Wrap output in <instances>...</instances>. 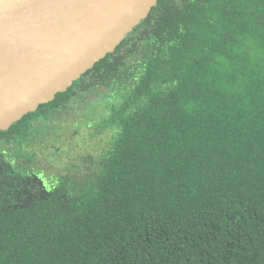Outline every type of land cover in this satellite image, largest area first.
Here are the masks:
<instances>
[{"label": "trees", "instance_id": "trees-1", "mask_svg": "<svg viewBox=\"0 0 264 264\" xmlns=\"http://www.w3.org/2000/svg\"><path fill=\"white\" fill-rule=\"evenodd\" d=\"M105 98L89 175L41 181L64 117ZM0 264H264V0H160L0 131Z\"/></svg>", "mask_w": 264, "mask_h": 264}, {"label": "water", "instance_id": "water-1", "mask_svg": "<svg viewBox=\"0 0 264 264\" xmlns=\"http://www.w3.org/2000/svg\"><path fill=\"white\" fill-rule=\"evenodd\" d=\"M160 0H0V131L66 92Z\"/></svg>", "mask_w": 264, "mask_h": 264}, {"label": "rangeland", "instance_id": "rangeland-1", "mask_svg": "<svg viewBox=\"0 0 264 264\" xmlns=\"http://www.w3.org/2000/svg\"><path fill=\"white\" fill-rule=\"evenodd\" d=\"M94 95L96 94L88 99L94 100ZM106 101L107 98L96 102L95 109H90V112L79 106L64 117L60 136L48 140L49 144L44 143L41 150L37 164V168L43 173L40 179L56 180L58 177L89 175L81 174L86 173L85 170L89 167L87 159L95 158V151L105 144L104 138L108 137L106 134L97 135L98 113L101 116L107 114ZM88 124L93 126L88 127Z\"/></svg>", "mask_w": 264, "mask_h": 264}]
</instances>
